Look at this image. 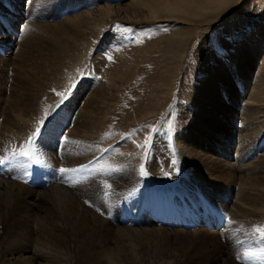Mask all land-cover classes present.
Returning a JSON list of instances; mask_svg holds the SVG:
<instances>
[{"label":"rangeland","instance_id":"1","mask_svg":"<svg viewBox=\"0 0 264 264\" xmlns=\"http://www.w3.org/2000/svg\"><path fill=\"white\" fill-rule=\"evenodd\" d=\"M135 1L0 0V138L10 135L8 113L25 123L13 112L24 81L34 89L49 79L31 95L42 93L41 105L19 139L30 156L21 155L23 169L0 163V182L34 187L40 169L48 176L43 165L71 162L75 151L91 171L76 166L65 183L85 191L78 199L107 225L151 229L152 219L170 230L123 234L126 262L115 264H245L238 255L264 247L253 231L264 225V0L131 15ZM105 5L122 8L103 18ZM46 39L60 48L42 46ZM26 168L23 183L16 175ZM87 181L97 184L90 199ZM185 214L204 218L198 232L181 222Z\"/></svg>","mask_w":264,"mask_h":264},{"label":"bare ground","instance_id":"2","mask_svg":"<svg viewBox=\"0 0 264 264\" xmlns=\"http://www.w3.org/2000/svg\"><path fill=\"white\" fill-rule=\"evenodd\" d=\"M178 1L189 2L185 5H180L176 0H137L131 5L129 4L128 8L131 10L128 12H130L131 15H134L138 11L145 9L148 14L152 15L160 12L161 10L174 7L186 10L192 3L196 5L194 11L197 12L199 10L220 6L226 0ZM117 8L122 7L112 8L111 6L105 5L104 9H102L99 14L105 18L108 14L110 15L111 13L117 12ZM78 18L87 24L89 23L85 18V14H80ZM7 19L8 18H6V20ZM3 27V29L8 30V32L14 31L13 25L9 28L8 23ZM29 37L30 36L27 35L25 37V41H28ZM9 38L11 39V37ZM41 44L45 47L55 46L60 48L61 46L59 40L57 39H46L42 41ZM48 81L49 79L47 78L40 79L38 82L37 80H34V89H29L30 82L28 80H25L22 84V87H25L22 91H25L26 94L25 97L18 99L13 107V112L19 114L22 118H25V123H22V121L17 118H11L10 113H8V117L5 116L7 119L10 118L12 121L8 120L5 133L10 135H3L4 138H0V159H4V162L8 165L15 163L16 166H21V168L24 166V159H22L23 156L20 155V153L23 152L24 145H20L19 139L24 135H27L28 132L33 129V126H30L29 123L31 121H36L34 114L37 112V107H40L41 105L40 97L42 93L39 94L36 99L32 98L31 95H34L36 92L46 88V82ZM101 90L100 93H103L104 91ZM84 111L83 107L79 114L80 121H77V123L80 122L79 124H81V126H79L81 128H85L88 125L87 121L89 119V113H82ZM30 136L31 134H29L28 138H30ZM13 137L17 138L14 145H12V143L9 144L8 142L10 138L15 140ZM13 153H15V155H13ZM71 157V162H67L66 164L61 165L56 162L55 164L52 163L53 165L50 166L43 165L44 169L48 172V176L44 175L40 169L38 178L40 179V183L46 182V186H42L39 183L37 185H33L34 187H27L22 184H17L16 182H0V264H115L114 261L117 262L119 260L126 262V249L124 250L122 246L123 244L119 241L121 236L123 237V234L125 235L131 231L143 233L150 231L155 233V235L165 237L168 231H170L164 227H160V223L156 220L152 221V219V222L150 221L149 224L151 229L126 228L122 226L111 227L107 225L101 216H99V213L97 215L96 212L85 205L84 197L86 196V192L84 191L83 193V191L75 189V186H68L67 183H65L66 180H72V178H74V173L77 171L62 173L60 171L61 168L76 169V166L82 164V166H86L83 167L85 172L91 171L89 169V164L83 163L87 160L84 159L83 156L81 158H77L74 151L71 153ZM18 170L20 171L21 169ZM4 171L5 168L0 169V178L4 175ZM82 176L86 175L83 173ZM16 177L25 183L29 178H31V174H28V168H26L20 171ZM88 183H90L91 189H89V195L87 197L92 196L94 190L97 189V184H91V182ZM86 187L88 186L86 185ZM103 188L104 187H102V189ZM81 193H83V195H81ZM94 194L96 193L94 192ZM103 194L110 200L111 191H108L106 187L103 190ZM79 195L84 197L78 199L80 198ZM32 197H36L37 200L32 199ZM101 198L103 197L101 196ZM101 198L98 197L100 201ZM167 203L168 201L166 199L165 204ZM88 204H91V200ZM139 217H136L135 220L139 221ZM176 217L179 218L180 214L176 213ZM208 219L215 222L220 218L217 217ZM119 221L118 224H120ZM179 221H175V223L181 224ZM188 221L193 223V227L196 229L193 233H196L195 231H197V229L199 230L200 226L204 222V218L199 219L197 216H188V214L186 216L185 214L181 222L184 226H186L185 224ZM191 222H188V227L192 226ZM169 223L174 222H171L170 220ZM140 235L138 233V238ZM111 239L113 240V245L111 244L112 247H109L107 242ZM25 257L28 263L21 262Z\"/></svg>","mask_w":264,"mask_h":264},{"label":"snow or ice","instance_id":"3","mask_svg":"<svg viewBox=\"0 0 264 264\" xmlns=\"http://www.w3.org/2000/svg\"><path fill=\"white\" fill-rule=\"evenodd\" d=\"M127 30V29H125ZM109 59H111V57H109ZM40 124H43V121H40ZM41 129L38 127L35 132L33 133V137L38 136L40 134ZM65 139H67L65 137ZM29 143H32V140L30 138ZM149 143V141L146 140V144ZM30 153L29 152H21L20 155H24V156H28ZM33 155H39L38 150H34V152L32 153ZM13 155H15V153H13ZM6 159V158H5ZM4 159H0V163H3ZM82 167H86V166H82ZM60 171L62 173H67V172H73V171H77L76 169H65V168H61ZM141 174L143 175H147L148 173L146 172V170L143 168V166H141ZM231 222V221H229ZM254 232L259 234V237L264 240V225H257L254 227L253 229ZM243 258V260L245 261V264H249V262H252V264H255V261L257 260H261L264 259V247H261L257 250H245L243 253V257H241L240 255L237 256V259H241Z\"/></svg>","mask_w":264,"mask_h":264}]
</instances>
